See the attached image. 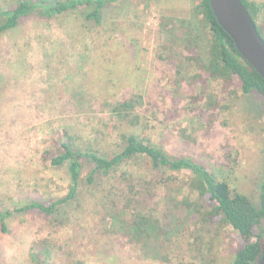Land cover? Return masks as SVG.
I'll return each instance as SVG.
<instances>
[{
  "label": "rangeland",
  "instance_id": "374dc122",
  "mask_svg": "<svg viewBox=\"0 0 264 264\" xmlns=\"http://www.w3.org/2000/svg\"><path fill=\"white\" fill-rule=\"evenodd\" d=\"M123 2L98 32L86 30L78 14H67L52 24L23 20L0 38V212L67 192L64 168L43 160V152L55 148L57 131L67 130L79 143L99 138V147L114 148L111 128L123 125L116 122L109 105L121 97L135 99L154 143L172 155H190L241 192L257 196L264 162V115L256 116L243 100L226 117L199 127L185 115L186 100L170 96L171 81L180 78L175 77L180 58L158 59L176 53L174 48L173 53L163 49L170 43L162 22L169 16L187 18L189 2L161 0L145 7L140 0ZM7 3L0 0L2 7ZM181 89L190 90L185 82ZM181 129H186L185 138ZM228 151L226 168L221 162ZM125 167L140 181L139 160ZM87 172L86 165L82 173ZM115 181L117 177L82 183L77 198L50 218L35 211L7 218V231L0 226V264H34L30 247L39 240H47L52 250L47 264H165L109 232L104 215L111 207L110 187ZM173 196L181 197L162 188L149 206L158 207L163 217L176 204ZM223 236L221 260L238 246L231 229ZM188 240L185 234L174 246L169 264L184 261L182 248ZM193 255L198 260L192 257V263H198L199 252L194 250Z\"/></svg>",
  "mask_w": 264,
  "mask_h": 264
},
{
  "label": "trees",
  "instance_id": "16d2710c",
  "mask_svg": "<svg viewBox=\"0 0 264 264\" xmlns=\"http://www.w3.org/2000/svg\"><path fill=\"white\" fill-rule=\"evenodd\" d=\"M123 1L9 0L6 6H0V38L16 29L23 20L34 18L52 24L67 14H78L86 30L98 32L107 26L111 11L123 5ZM140 1L145 7L161 0ZM186 1L190 5L187 18L169 16L162 22L170 43L163 49L172 52L174 48L176 53L172 52L169 57L162 54L158 59L180 58L175 72V77L180 78L171 81L170 96L186 100L185 115L199 127L226 117L232 107L243 100L248 109L262 117L264 79L240 57L213 16L208 0ZM240 1L264 41V0ZM182 82L190 88L188 92L181 89ZM116 101L109 105L110 112L123 126L114 124L111 128L114 129L109 137L116 141L114 148L99 147V138L79 143L67 130L57 131L53 140L55 148L45 150L43 160L51 167L64 168L69 181L67 192L0 212L1 230L7 231L5 221L14 213L35 211L50 218L77 198L82 183L93 185L96 180L117 177L110 187L111 207L103 214L109 220L106 223L115 239L151 253L154 261L169 264L174 260V246L187 234L189 240L182 248L184 261L180 264L192 257L198 260L193 255L194 250L199 252L200 261L192 263L191 260L192 264H219V246L229 228L236 233L238 246L233 245L221 263L257 264L264 246V162L262 180L253 198L190 155H172L154 143L151 133L147 132L149 122L141 115L135 99L121 97ZM185 131H180L183 138ZM230 157L228 151L222 158L221 163L226 168L225 160ZM136 160L143 167L138 170L141 171L138 173L140 181H135L125 167ZM86 165L88 172L83 175ZM142 175H145L143 179ZM162 188L181 195L180 198L173 196L176 204L163 217L158 207L149 206L150 198H158ZM51 252L47 240H39L30 247V258L34 264H47Z\"/></svg>",
  "mask_w": 264,
  "mask_h": 264
},
{
  "label": "water",
  "instance_id": "95a60500",
  "mask_svg": "<svg viewBox=\"0 0 264 264\" xmlns=\"http://www.w3.org/2000/svg\"><path fill=\"white\" fill-rule=\"evenodd\" d=\"M217 23L240 57L264 79V41L240 0H208ZM257 264H264V246Z\"/></svg>",
  "mask_w": 264,
  "mask_h": 264
},
{
  "label": "crops",
  "instance_id": "0c3cea01",
  "mask_svg": "<svg viewBox=\"0 0 264 264\" xmlns=\"http://www.w3.org/2000/svg\"><path fill=\"white\" fill-rule=\"evenodd\" d=\"M181 10H184L183 8Z\"/></svg>",
  "mask_w": 264,
  "mask_h": 264
}]
</instances>
